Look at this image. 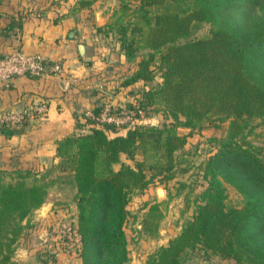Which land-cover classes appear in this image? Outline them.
Returning a JSON list of instances; mask_svg holds the SVG:
<instances>
[{"label": "trees", "instance_id": "16d2710c", "mask_svg": "<svg viewBox=\"0 0 264 264\" xmlns=\"http://www.w3.org/2000/svg\"><path fill=\"white\" fill-rule=\"evenodd\" d=\"M94 1L78 0V7ZM137 2L120 0L99 27L117 34L132 64L122 85L144 87L128 103L133 121L121 128L99 122L95 116L105 103L97 102L93 116H85L89 129L58 141L57 163L45 170L0 169V264H13L25 221L61 183L75 188L74 244L81 264H128L132 196L187 170L178 151L188 135L225 121V134L212 138L216 149L202 165L206 185L195 193L192 215L141 264H186L187 253L196 248L235 264H264V0ZM205 24L208 32L195 35ZM158 72L162 80L153 84ZM150 108L162 109L169 121L147 124ZM25 120L0 124V132L13 135ZM179 127L189 133L181 134ZM122 155L133 164L122 162ZM54 168L58 174L52 177ZM228 185L241 195L238 205L227 203ZM163 203L140 206L139 235L158 237ZM45 255L46 264L57 262L55 251Z\"/></svg>", "mask_w": 264, "mask_h": 264}, {"label": "crops", "instance_id": "0c3cea01", "mask_svg": "<svg viewBox=\"0 0 264 264\" xmlns=\"http://www.w3.org/2000/svg\"><path fill=\"white\" fill-rule=\"evenodd\" d=\"M102 6V0L84 7H78V0H0V56L20 48L42 54L48 60H58L65 69L63 77L20 75L0 81V110L29 107L42 99L48 104L43 117L29 115L13 135L0 132V169L45 170L57 163L58 141L88 130L90 124L85 116L97 102L130 109L132 90L142 83L122 85L132 64L121 52L119 43L111 49L103 41L105 34L99 29L106 23ZM80 43L86 46L84 56L79 51ZM62 79L67 81L65 87ZM54 192L57 196L72 192V196L61 200L57 197L48 203ZM74 193L70 184L52 187L45 203L33 212L41 215L50 210L38 218V226L61 217L65 210L72 213L76 223ZM33 234L34 231L27 232L30 238L18 241L13 264H45L44 254L31 247ZM20 244L24 250H18ZM56 255V264H68L69 254L59 251Z\"/></svg>", "mask_w": 264, "mask_h": 264}, {"label": "rangeland", "instance_id": "374dc122", "mask_svg": "<svg viewBox=\"0 0 264 264\" xmlns=\"http://www.w3.org/2000/svg\"><path fill=\"white\" fill-rule=\"evenodd\" d=\"M103 1V17L104 22L110 20L112 11L117 8L120 4V0H102ZM134 6L137 0H123ZM209 25H203L195 35H203L208 32ZM118 36L114 32H109L103 36V41L108 45L109 48H113L116 43H119L117 39ZM116 47V46H115ZM114 47V49H115ZM116 51V50H115ZM162 80L159 72L156 74V77L153 84ZM151 84H148V87ZM144 88L141 84L135 87L133 90V95L136 98L141 97V90ZM107 91V89H106ZM144 121L147 124H156L162 125L164 121H169L165 119V114L162 109L154 110L147 109L144 114ZM228 121L222 122L219 127L212 125L206 126L205 128L198 130L195 129L187 137V142L184 147L178 151V157L181 167H186L187 170L184 172H178L175 179L170 180L167 184L155 183L149 186L146 192L135 193L132 196V199L129 203L130 218L126 225V231L130 239V260L128 264H141L144 260L147 259L148 255L152 253L160 244H166L170 237L176 234L182 224L188 219L193 212V199L196 192H199L206 185V180L202 177V165L209 154H211L216 149L215 142L212 140L213 137H221L225 134ZM178 131L181 134H188L189 129L186 127H179ZM260 137L257 136L255 141H259ZM138 159L142 158L141 155L136 156ZM122 162L133 164V160L129 159L126 155L121 160ZM118 164H114V167H119ZM52 177L58 174L56 168L49 173ZM67 184V183H65ZM157 187H162L164 189V195L159 196L156 192ZM228 189V198L227 203L229 205H238L242 201L241 195L236 191V189L230 185L227 186ZM171 194V195H170ZM72 192L67 195L57 196L56 193H52L48 198L49 202H54L57 197L59 199L71 198ZM163 201L162 204L163 210L165 212L164 217L161 219V224L159 228V235L156 238H147L143 235H139L137 232L138 226H141V215L143 210L140 209L145 201ZM60 210L61 208H57ZM46 212V211H45ZM50 210H47L49 213ZM61 217H56L54 220H50L42 226H38L39 217L46 215L44 214H33L25 222L28 223V227L24 230L21 238H25V242L30 238L27 235V232H33L32 242L34 245L33 250H40L46 258L45 250H51L55 252L64 251L69 254L66 262L68 264H81V259L76 255V246L75 242H78L77 235L74 233L68 235L65 232V227L69 226L72 229H75V221L72 220L71 212L63 211ZM56 214V212H53ZM42 227V228H41ZM67 234L68 237H63L64 234ZM19 239V240H20ZM23 244H20L18 250H24ZM25 245V244H24ZM53 260H49L48 264H53ZM46 264V263H45ZM56 264V262L54 263ZM186 264H235L233 259H225L218 255H204L200 249L196 248L189 251L186 255Z\"/></svg>", "mask_w": 264, "mask_h": 264}, {"label": "built area", "instance_id": "2783aa9c", "mask_svg": "<svg viewBox=\"0 0 264 264\" xmlns=\"http://www.w3.org/2000/svg\"><path fill=\"white\" fill-rule=\"evenodd\" d=\"M20 75L35 78L50 75L63 77L65 69L58 60H48L42 54L29 53L20 48L10 51L4 57L0 56V81ZM47 110V101L43 99L34 102L29 107L3 109L0 110V124L16 125L29 115L43 117ZM138 112L142 113L143 111L138 110ZM86 115L93 116V113L90 111ZM134 115V109L121 107L120 104L105 103L103 110L95 118L101 123L113 124L115 127L121 128L133 121ZM64 230L68 235L74 233L77 235V240L79 239L78 233L74 228L66 226Z\"/></svg>", "mask_w": 264, "mask_h": 264}, {"label": "water", "instance_id": "95a60500", "mask_svg": "<svg viewBox=\"0 0 264 264\" xmlns=\"http://www.w3.org/2000/svg\"><path fill=\"white\" fill-rule=\"evenodd\" d=\"M97 16L100 17V13H97ZM85 49H86L85 44H84V43H80V44H79V51H80V54H81L82 56H84V54H85ZM1 57H4V56H1ZM66 83H67L66 79H62V80H61V84H62L63 87L66 86ZM156 192H157V194H158L159 196L164 195V189H163L162 187H157V188H156Z\"/></svg>", "mask_w": 264, "mask_h": 264}]
</instances>
